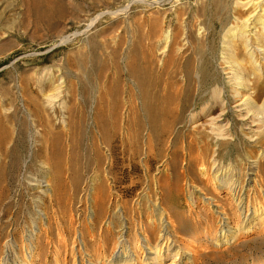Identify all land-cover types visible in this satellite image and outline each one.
<instances>
[{"label": "bare ground", "instance_id": "1", "mask_svg": "<svg viewBox=\"0 0 264 264\" xmlns=\"http://www.w3.org/2000/svg\"><path fill=\"white\" fill-rule=\"evenodd\" d=\"M233 1L232 15L227 0H213L225 21L216 67L221 81L210 90L203 91L207 27L188 26L172 35L158 21L149 22L151 42L140 53L132 46L128 54V90L117 78L91 98L70 91L62 96L64 82L45 76L21 85L24 113L0 115V162L9 136L25 129L37 147L31 161L38 160L39 168L25 178L31 191L25 229L17 227L12 210L1 207L0 191V264H165L170 258V264H198L206 252L264 236V0ZM80 34L60 35L59 43ZM96 49L89 58L68 61L81 87L90 84L81 73L102 66ZM118 49L110 53L114 60ZM189 50L196 65L191 57L182 62ZM81 124L94 131L97 170L79 190L77 172L65 176L63 144ZM241 138L250 149L243 158L246 172L240 151L227 165L222 153L242 146ZM102 150L108 160L103 168ZM117 155H145L146 179L135 198L122 203L111 197L106 180ZM151 159L163 166L154 175ZM170 197H183L186 211L170 205Z\"/></svg>", "mask_w": 264, "mask_h": 264}, {"label": "rangeland", "instance_id": "2", "mask_svg": "<svg viewBox=\"0 0 264 264\" xmlns=\"http://www.w3.org/2000/svg\"><path fill=\"white\" fill-rule=\"evenodd\" d=\"M134 1L136 0H0V115L5 117L11 113H24V101L20 99L21 85L26 87L44 76L50 77L55 84L64 82L62 96H67L70 91L74 95L84 93L89 98L95 97L114 78L118 79L123 89L128 90L131 80L128 78L130 61L127 57L132 46L138 45L137 50L140 53L151 42L150 21H158L162 30H170L172 35L188 26L195 31L199 24H204L209 31L206 39L207 51L203 54V91L220 83L221 78L217 75L216 67L222 56L220 31L225 20L219 17L213 0H146L158 3L153 8L146 4L133 3ZM227 1L228 10L233 15L236 12L233 10L234 1ZM131 3L128 12H119ZM108 12L117 14L111 16ZM98 15L101 16L93 28L86 30L87 24ZM75 32L81 34L70 43H59L58 36ZM94 46L102 66L95 67L87 74L81 73L83 79L86 75L90 79V84L81 87L74 78L76 68L69 66L68 61H73L78 56L91 57ZM117 46L120 56L114 60L110 53ZM189 57L192 64L196 65L191 50L184 53L182 62ZM138 63L144 65L143 59L139 58ZM233 117L232 112L227 113V119ZM14 125L13 121L9 123L11 128ZM236 129H240V126ZM93 133L89 125L81 124L66 136V144H63L65 176L69 179L76 171L81 179V184L77 186L79 190L85 188L87 179L96 175ZM240 144L242 146L235 149L223 148L222 153L227 165L229 156L239 159L240 151L246 172L248 168L244 165L243 158L250 149L244 145L242 138L238 145ZM6 148L8 154L0 162L3 176L0 178V191L4 193L1 207L12 210L17 217V227L23 229L31 197L25 178L38 172V160L31 161V153L37 147L30 139L29 130L24 129L22 134L9 136ZM127 152L130 153L129 150ZM102 153L103 168L108 160L106 151L102 150ZM160 164L162 163L159 160L151 159V175L155 174ZM159 169L162 170L163 166ZM111 172L106 178L111 197L118 198L121 203L131 201L146 179L145 155L134 158L126 156L122 159L117 155ZM167 173L171 177L173 171ZM169 204L177 207L180 212L186 211L183 197H170ZM12 229L13 227L9 231ZM252 239L235 247H225L220 253L206 252L198 264H264V236ZM171 261V258L167 259L165 264H170Z\"/></svg>", "mask_w": 264, "mask_h": 264}]
</instances>
